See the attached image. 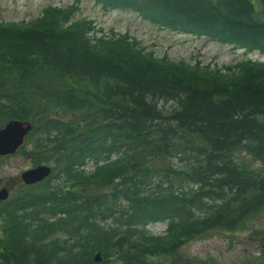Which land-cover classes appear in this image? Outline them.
Returning <instances> with one entry per match:
<instances>
[{"label":"trees","instance_id":"trees-1","mask_svg":"<svg viewBox=\"0 0 264 264\" xmlns=\"http://www.w3.org/2000/svg\"><path fill=\"white\" fill-rule=\"evenodd\" d=\"M80 1L0 24V128L33 123L17 152L33 145L34 165L52 169L0 200V264H158L242 228L264 209V60L158 57L128 32L73 19ZM93 1L264 54V0ZM166 159L177 166L156 164Z\"/></svg>","mask_w":264,"mask_h":264},{"label":"rangeland","instance_id":"rangeland-1","mask_svg":"<svg viewBox=\"0 0 264 264\" xmlns=\"http://www.w3.org/2000/svg\"><path fill=\"white\" fill-rule=\"evenodd\" d=\"M74 2L75 0H0V24L30 22L39 17L47 5L68 6ZM78 6L79 9L75 12L73 19L94 20L106 33L128 32L140 39L146 50L153 51L158 57L168 56L170 60H184L190 65L200 61L201 65L209 64L212 67L231 65L248 58L264 60V54L259 51L247 52L245 49H233L230 45L205 36L195 37L191 34L160 28L129 8L104 9L93 0H81ZM259 11L264 15V9L261 6ZM165 106L170 109L173 103H165ZM32 148L33 145H30L27 152L19 151L0 164V191L7 188L11 196L23 188V172L36 167ZM238 157L248 166L258 165L246 153H238ZM156 164L166 167L177 166L173 159L158 160ZM165 228V223L150 225V230L154 233H163ZM204 262L264 264V209L238 230L215 229L185 243L176 256L157 260L158 264H204Z\"/></svg>","mask_w":264,"mask_h":264},{"label":"water","instance_id":"water-1","mask_svg":"<svg viewBox=\"0 0 264 264\" xmlns=\"http://www.w3.org/2000/svg\"><path fill=\"white\" fill-rule=\"evenodd\" d=\"M9 122V123H8ZM0 128V156L12 155L25 143L26 137L33 129L30 121L10 120ZM52 169L43 164L23 172L24 182L33 184L42 181L50 175ZM7 189V188H6ZM5 188L0 191V200L8 198L9 192ZM101 258L99 257V260Z\"/></svg>","mask_w":264,"mask_h":264},{"label":"bare ground","instance_id":"bare-ground-1","mask_svg":"<svg viewBox=\"0 0 264 264\" xmlns=\"http://www.w3.org/2000/svg\"><path fill=\"white\" fill-rule=\"evenodd\" d=\"M8 123H9V122H8ZM5 125H7V123H6ZM5 125H4V126H5Z\"/></svg>","mask_w":264,"mask_h":264}]
</instances>
